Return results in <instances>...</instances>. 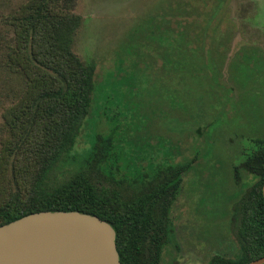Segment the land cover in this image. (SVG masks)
I'll return each mask as SVG.
<instances>
[{
    "label": "rangeland",
    "instance_id": "obj_1",
    "mask_svg": "<svg viewBox=\"0 0 264 264\" xmlns=\"http://www.w3.org/2000/svg\"><path fill=\"white\" fill-rule=\"evenodd\" d=\"M174 1H58L57 9L80 17L73 51L95 66V91L57 175L78 169L95 134L114 125L116 155L107 169L118 165L116 176L192 161L161 264H206L215 253L233 254V207L255 181L241 164L257 148L252 139L264 135V0H183L203 4L204 28L213 30L184 47L183 70L173 75L166 24ZM29 2L0 0V203L15 189L14 176L23 186V161L4 150L12 136L4 114L27 84L9 53L16 45L12 18Z\"/></svg>",
    "mask_w": 264,
    "mask_h": 264
},
{
    "label": "trees",
    "instance_id": "obj_2",
    "mask_svg": "<svg viewBox=\"0 0 264 264\" xmlns=\"http://www.w3.org/2000/svg\"><path fill=\"white\" fill-rule=\"evenodd\" d=\"M58 1L30 0L11 21L16 45L9 58L27 76V84L21 98L5 111L12 136L4 150L6 156L23 161L25 169L19 170L23 186L14 176L15 189L0 203V225L38 211L95 215L115 230L120 264H161L176 233L172 209L193 162L158 165L140 177L116 176L118 165L107 169L116 155L114 125L105 134H95L78 169L57 175L91 112L95 91V66L73 51L80 17L57 9ZM202 5L175 0L167 15L173 75L183 70L179 60L184 47L198 44L203 32L213 30L204 28ZM252 141L257 148L241 168L255 181L233 207L234 252L215 253L206 264H247L264 256V135Z\"/></svg>",
    "mask_w": 264,
    "mask_h": 264
},
{
    "label": "water",
    "instance_id": "obj_3",
    "mask_svg": "<svg viewBox=\"0 0 264 264\" xmlns=\"http://www.w3.org/2000/svg\"><path fill=\"white\" fill-rule=\"evenodd\" d=\"M115 237L95 215L33 212L0 225V264H120ZM263 263L264 256L247 264Z\"/></svg>",
    "mask_w": 264,
    "mask_h": 264
}]
</instances>
